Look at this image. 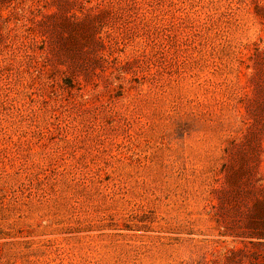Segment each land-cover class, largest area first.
Listing matches in <instances>:
<instances>
[{"label": "rangeland", "instance_id": "rangeland-1", "mask_svg": "<svg viewBox=\"0 0 264 264\" xmlns=\"http://www.w3.org/2000/svg\"><path fill=\"white\" fill-rule=\"evenodd\" d=\"M0 264H264V0H0Z\"/></svg>", "mask_w": 264, "mask_h": 264}]
</instances>
